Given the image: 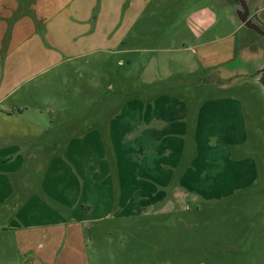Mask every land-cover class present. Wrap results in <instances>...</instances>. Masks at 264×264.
<instances>
[{"label": "rangeland", "instance_id": "1", "mask_svg": "<svg viewBox=\"0 0 264 264\" xmlns=\"http://www.w3.org/2000/svg\"><path fill=\"white\" fill-rule=\"evenodd\" d=\"M122 1L125 17L140 11L123 48L151 50L139 58L159 57L160 71L171 75L169 88H141L138 67L118 65L119 58L127 62L137 55L132 53L73 58L39 75L47 65L39 56L55 49V31L33 27L41 15L29 8L31 0H3L0 21L8 25L0 40V67H18L12 80L7 78L12 84L26 80L5 108L17 101L27 104L15 113L28 118L27 129L38 125L43 133L17 138L33 158L28 163L38 160L43 165L62 154L71 136L88 125L105 123L120 103L142 93L168 91L190 102L238 99L245 110L246 151L253 158L252 168L258 169V181L219 200L189 197L174 208L141 207L146 209L134 217L117 216L114 204L107 218L82 227L73 254L52 236L27 245L14 231H0V264H264V37L239 19L245 5L264 24V0ZM100 3L95 0L97 9ZM54 5L47 8L50 15L57 10ZM21 20L25 25L19 27L20 42L12 41L8 26ZM136 34L141 40H131Z\"/></svg>", "mask_w": 264, "mask_h": 264}, {"label": "crops", "instance_id": "2", "mask_svg": "<svg viewBox=\"0 0 264 264\" xmlns=\"http://www.w3.org/2000/svg\"><path fill=\"white\" fill-rule=\"evenodd\" d=\"M50 1L29 4L41 15L33 27L55 31V49L39 56L47 64L39 75L73 58L132 53L137 55L127 62L119 58L118 65L127 63L134 70L137 66L141 88H169L166 82L171 75L162 74L159 57L139 58L151 50L123 48L140 11L133 18L125 17L122 0L114 5L101 0L99 9L95 0H63L59 6V0ZM54 3L57 10L50 15L47 8ZM22 23L8 26L12 41L20 42L17 34ZM5 24L0 21V40ZM131 40L141 39L136 34ZM17 68L0 67V231H14L19 242L28 245L52 236L66 253L71 248L73 254L81 242L82 227L107 218L114 204L117 216L134 217L146 209L141 207L155 211L170 204L174 208L189 197L219 200L258 181V169L252 168L253 158L246 151L248 132L241 102L227 98L190 102L168 91L142 93L120 103L105 123L88 125L71 136L62 154L43 165L38 160L28 163L33 158L29 159L28 147L17 138L43 133L38 125L27 129L28 118L15 113L27 104L17 101L5 108L15 99L18 87L26 85V80L9 82Z\"/></svg>", "mask_w": 264, "mask_h": 264}, {"label": "flooded vegetation", "instance_id": "3", "mask_svg": "<svg viewBox=\"0 0 264 264\" xmlns=\"http://www.w3.org/2000/svg\"><path fill=\"white\" fill-rule=\"evenodd\" d=\"M243 12L244 11H242L241 13H243ZM246 18L250 22L251 25H254V26L258 27L261 30L259 33L257 31H254V30L253 31L256 32L257 34H259L260 36L264 37V26H263V28L261 26V25H264V24L258 19L257 15L249 14V9H248L247 14H246Z\"/></svg>", "mask_w": 264, "mask_h": 264}, {"label": "water", "instance_id": "4", "mask_svg": "<svg viewBox=\"0 0 264 264\" xmlns=\"http://www.w3.org/2000/svg\"><path fill=\"white\" fill-rule=\"evenodd\" d=\"M244 12L239 14V19L243 23V25L251 30L257 31L258 33L261 31L258 27L251 25L250 22L246 18V14L248 11V8L244 5Z\"/></svg>", "mask_w": 264, "mask_h": 264}]
</instances>
